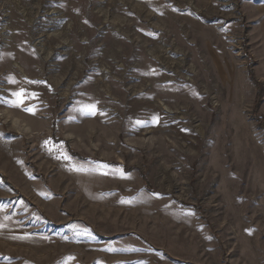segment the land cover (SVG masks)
Returning a JSON list of instances; mask_svg holds the SVG:
<instances>
[{"label": "rangeland", "instance_id": "rangeland-1", "mask_svg": "<svg viewBox=\"0 0 264 264\" xmlns=\"http://www.w3.org/2000/svg\"><path fill=\"white\" fill-rule=\"evenodd\" d=\"M0 264H264V0H0Z\"/></svg>", "mask_w": 264, "mask_h": 264}, {"label": "snow or ice", "instance_id": "snow-or-ice-1", "mask_svg": "<svg viewBox=\"0 0 264 264\" xmlns=\"http://www.w3.org/2000/svg\"><path fill=\"white\" fill-rule=\"evenodd\" d=\"M12 82H15V81H12ZM12 95H13V97H15V99L12 101V103H11L10 106H12V107H20V108H22V110L28 111L31 114H35V110L33 108H31V107H29V108H23V105H24V103H25L26 100L37 98L36 97V94H34V93H26L24 89H21V90H19L17 92L12 93ZM86 111L89 114L94 115L96 113V107H95V105H89V106H87L86 107ZM48 143L49 142H46V145ZM64 158L70 160V158L67 157V156H65ZM107 167H108L107 165H99L97 170H99L101 168H107ZM72 170H74V171H80V172H88V171H90L89 169H84V168L77 167V166H73ZM115 171L119 172L120 178H125L122 170L117 169ZM100 174L107 175V172H101Z\"/></svg>", "mask_w": 264, "mask_h": 264}, {"label": "bare ground", "instance_id": "bare-ground-1", "mask_svg": "<svg viewBox=\"0 0 264 264\" xmlns=\"http://www.w3.org/2000/svg\"><path fill=\"white\" fill-rule=\"evenodd\" d=\"M11 70V69H10Z\"/></svg>", "mask_w": 264, "mask_h": 264}]
</instances>
